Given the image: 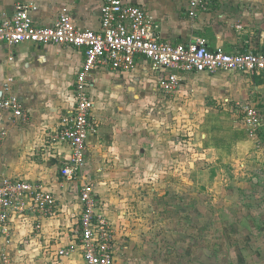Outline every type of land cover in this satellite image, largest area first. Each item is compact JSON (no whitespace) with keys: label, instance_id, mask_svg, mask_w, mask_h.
<instances>
[{"label":"crops","instance_id":"0c3cea01","mask_svg":"<svg viewBox=\"0 0 264 264\" xmlns=\"http://www.w3.org/2000/svg\"><path fill=\"white\" fill-rule=\"evenodd\" d=\"M125 1L153 15L162 41L204 38L212 49L264 52V0H214L196 17L189 14L190 0ZM18 3H32L41 26L53 25L67 9L78 27L101 28L103 0H0V12L12 15ZM84 61L82 47L0 43V98L15 95L24 106L22 117L0 111V175L43 183L57 198L54 215H11L10 234L0 232V264H87L81 182L61 175L71 146L51 140L62 117L74 112ZM167 72L139 55L131 70L101 65L89 78L94 126L85 175L97 211L114 231V264H264V211L259 223L258 207L242 202L264 191L263 180L242 174L250 162L264 166V144H251L237 105L257 106L264 127V74L184 73L179 88L166 92L159 80ZM210 96L223 97L233 114L196 109L197 100L209 103ZM174 113L188 123L202 121L200 159L188 164L196 172L182 177H174V124L167 126ZM227 167L235 171L228 175ZM252 184L257 193L244 189ZM72 244L73 253L59 254Z\"/></svg>","mask_w":264,"mask_h":264},{"label":"built area","instance_id":"2783aa9c","mask_svg":"<svg viewBox=\"0 0 264 264\" xmlns=\"http://www.w3.org/2000/svg\"><path fill=\"white\" fill-rule=\"evenodd\" d=\"M213 1L190 0V16L196 17ZM32 9V3H18L12 15L0 12V43L31 42L85 49V61L77 75L74 112L62 117L61 127L52 134L51 140L71 146V157L62 166L61 175L65 182H81V247L87 264H114V231L107 217L97 211L94 186L85 175L87 138L94 126L91 117L94 102L88 93L89 78L94 70L101 65L131 70L141 55L155 67L168 71L159 83L163 90L172 92L179 88L184 73L225 70L264 74V52L230 53L223 47L212 49L204 38L177 44L162 41L153 15L125 0H103L99 30L78 27L67 9L53 25L41 26L34 21ZM237 105L246 130L255 137L263 123L260 111L251 103ZM0 111L22 117L24 106L18 97L10 94L0 98ZM56 209V195L43 183L0 175V232L5 236L10 234L9 221L13 213L24 215L35 211L40 217H46L54 215ZM75 249L77 245L72 244L60 249L59 254L68 256Z\"/></svg>","mask_w":264,"mask_h":264},{"label":"rangeland","instance_id":"374dc122","mask_svg":"<svg viewBox=\"0 0 264 264\" xmlns=\"http://www.w3.org/2000/svg\"><path fill=\"white\" fill-rule=\"evenodd\" d=\"M160 85V83H159ZM161 87V85H160ZM162 88V87H161ZM250 88V87H248ZM163 90V88H162ZM165 91V90H164ZM206 97V96H205ZM211 98V102L205 103V104H200V101H196V109H199V107H204V109L209 110L213 108V110H219V111H230V106H228L226 100L224 98ZM208 99V98H207ZM254 100V98H252ZM206 100V99H205ZM206 102V101H205ZM260 106V105H259ZM262 111V114L264 116V105L261 104L260 108ZM182 110H177V112H181ZM200 111V110H199ZM232 114L233 112L230 111ZM235 113V112H234ZM177 114V113H176ZM174 113V120L173 118L170 119L169 122H167V126H171L174 124V177H182V176H187L192 174L193 172H196L197 166L194 164V168H192L190 163H197V160L200 159L201 151L199 150L200 145H198L200 142L198 141L199 138L201 140V134L203 132V129L201 127L202 121L199 120L198 118L193 121L189 122L185 121V119L180 120V118L176 116ZM241 114V112H239ZM194 120V119H193ZM240 120V119H239ZM251 144L252 145H261L263 146L264 144V127L261 129H258L257 135L255 137H251ZM192 168V169H191ZM195 169V170H194ZM236 169V168H235ZM161 171H165L164 168L160 169ZM234 170V167H227L226 171L228 175H230ZM150 171V170H148ZM235 171V170H234ZM151 173V172H150ZM214 173V172H213ZM244 178L248 179L251 181L254 178H259V182L263 180L264 183V166H259L253 162L248 163V166L243 168V173ZM162 175V174H161ZM149 181L152 182V177L149 175ZM159 180V177L157 178ZM253 181V180H252ZM258 183V182H257ZM261 183L262 185V190H264V184ZM251 184V183H250ZM249 184V185H250ZM252 188L247 187L244 189H249L248 191H259V188H256V184H252ZM255 188V189H254ZM254 189V190H253ZM192 190V188L190 189ZM181 191L179 189H175L174 193H180ZM254 193V194H255ZM251 195V194H250ZM254 196V195H253ZM257 200V201H256ZM254 201H250L249 196L246 198L242 199V202L245 203V205H248L249 203L252 205V207H258L259 214H261V211H264V191L261 192V196ZM249 204V205H250ZM262 214L259 216V223L264 219Z\"/></svg>","mask_w":264,"mask_h":264}]
</instances>
